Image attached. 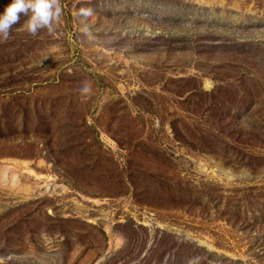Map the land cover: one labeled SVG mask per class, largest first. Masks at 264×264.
<instances>
[{"label": "rangeland", "instance_id": "obj_1", "mask_svg": "<svg viewBox=\"0 0 264 264\" xmlns=\"http://www.w3.org/2000/svg\"><path fill=\"white\" fill-rule=\"evenodd\" d=\"M61 7L0 43V264H264V0Z\"/></svg>", "mask_w": 264, "mask_h": 264}, {"label": "clouds", "instance_id": "obj_2", "mask_svg": "<svg viewBox=\"0 0 264 264\" xmlns=\"http://www.w3.org/2000/svg\"><path fill=\"white\" fill-rule=\"evenodd\" d=\"M81 12L92 15V9H82ZM62 13L61 0H11L0 13V43H6L11 38L13 25L20 21L21 14L27 17L21 28L36 37L41 30L53 34ZM87 30L85 26L84 31ZM83 91H89L88 84H85Z\"/></svg>", "mask_w": 264, "mask_h": 264}]
</instances>
